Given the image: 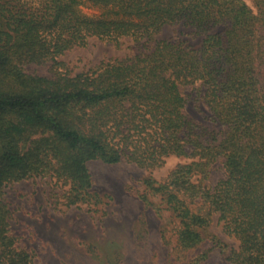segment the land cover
Here are the masks:
<instances>
[{"label":"trees","instance_id":"trees-1","mask_svg":"<svg viewBox=\"0 0 264 264\" xmlns=\"http://www.w3.org/2000/svg\"><path fill=\"white\" fill-rule=\"evenodd\" d=\"M178 23L204 34L199 47L156 38ZM91 38L137 50L74 74L23 69L63 66ZM196 83L220 130L186 115L180 87ZM170 156L190 161L146 184L178 218L181 247L217 214L239 241L230 264H264V0H0V264H35L10 233L7 184L50 176L68 205L93 208L103 200L89 162L155 168ZM219 160L224 176L208 187Z\"/></svg>","mask_w":264,"mask_h":264},{"label":"rangeland","instance_id":"rangeland-1","mask_svg":"<svg viewBox=\"0 0 264 264\" xmlns=\"http://www.w3.org/2000/svg\"><path fill=\"white\" fill-rule=\"evenodd\" d=\"M86 13L93 10L83 7ZM218 31V30H216ZM204 34L182 23L168 24L157 39L172 38L189 47H199ZM128 41L119 46L91 38L84 47H73L53 61L29 63L27 73L50 77L56 69L72 74L87 70L107 58L134 54ZM186 98L185 113L209 130L221 126L210 119L204 102V88L198 83L180 87ZM190 160L175 156L155 168H144L122 161L88 163L93 190L102 203L68 205L64 197L68 185L50 176H37L11 182L3 188L2 200L8 206L10 233L34 256L35 264H230L228 256L239 241L223 229L218 215L200 228L202 240L183 249L178 241V218L161 193L148 190L149 178L161 182L179 164ZM224 176L222 161L212 163L205 180L213 187Z\"/></svg>","mask_w":264,"mask_h":264}]
</instances>
